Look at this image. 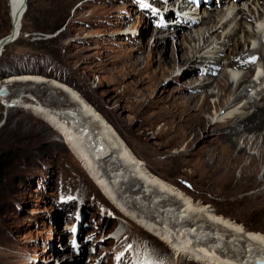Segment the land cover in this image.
<instances>
[{"label":"rangeland","instance_id":"1","mask_svg":"<svg viewBox=\"0 0 264 264\" xmlns=\"http://www.w3.org/2000/svg\"><path fill=\"white\" fill-rule=\"evenodd\" d=\"M210 1L203 3L201 12L192 4L180 5V10L175 6L179 14H168L164 25L158 26L157 19L144 18L145 11L136 12L133 18L121 11L131 3L138 10L141 4L147 5L148 12L156 9V4L149 0H30L29 16L23 19L24 35L8 44L0 57V81L9 75L39 73L72 85L109 120L151 170L188 191L196 201L213 205L218 212L244 223L248 229L264 231V197L251 207L239 202L242 196L260 191L264 184H255L246 178L241 193L227 192L235 184L234 179L225 190L227 193L221 195L219 188L213 187L202 171L192 165L201 157L209 158V150L218 149L216 135L205 139L206 133L203 132L201 139L180 156L178 154L186 143H169L167 137H156L162 122L154 126L144 125L156 115V109L147 108L151 100L154 99V104L160 107L167 106L175 96L208 82L205 79L209 72L202 69L205 64L209 67L214 60L221 62L213 76L218 77L224 69L231 73L228 62L234 54L228 36L234 31L239 32L234 42L251 39L244 47L245 58L263 49L262 57L252 62V68L259 69V79L253 77L249 80V96L240 104L248 101V97L260 99L256 95L264 88V82L259 84L264 79V6L252 3L253 0H239V3L238 0ZM231 1L233 3H229ZM240 7L252 17L243 28H240L241 14L236 15ZM206 8L226 13L219 22L220 26L230 22L219 35H213L208 44L203 36H209L211 32L207 27L210 26L203 24L196 32L193 29L196 40L189 47H204L200 55H204L206 62L177 66L168 74L158 72L159 79L152 80L156 64L146 69L151 49L165 51L174 47L177 51L182 45L180 37L175 36L177 28L185 24L181 31L188 33L192 24L187 21L200 20L207 15ZM181 18H187L186 22ZM160 27L171 35L162 44L155 45V37L150 41L147 38L154 28L158 31ZM11 29L9 1L0 0V38ZM199 37L201 39L197 40ZM141 45L145 46L137 49ZM176 56L178 58V52ZM136 58L139 63L135 68ZM237 72V78L229 77V85L234 91L239 88L247 69ZM190 77L197 81L192 82ZM144 80L146 82L142 84ZM209 80L210 83L205 85L209 92V108L202 112L208 129L209 121L224 120L227 115L236 114V109L239 113L243 105L233 104L229 108L231 111L219 108L217 112L223 91L213 77ZM24 87L12 86V97L22 92L26 99L28 95H38L45 100L48 95L44 86L38 89H29V86L27 91L22 90ZM40 88L41 93H38ZM134 90L146 93L143 101L132 94ZM157 94L164 99L158 101ZM234 98L231 97L230 102ZM259 140L262 142V138ZM7 147L16 150L17 159L9 170L7 195L0 201L6 207L0 216V264H143L145 251L157 250L165 257L163 264H204L188 255L177 257L171 244L117 210L103 196L80 159L66 147L60 133L45 119L24 107L7 108L0 100V151ZM247 152L252 156L259 154L258 149L247 148ZM181 160H189L190 164ZM261 168L264 169V162ZM239 173L236 170V177ZM262 176L263 171L256 179Z\"/></svg>","mask_w":264,"mask_h":264},{"label":"bare ground","instance_id":"2","mask_svg":"<svg viewBox=\"0 0 264 264\" xmlns=\"http://www.w3.org/2000/svg\"><path fill=\"white\" fill-rule=\"evenodd\" d=\"M8 1L11 11L13 10L10 32L12 33L16 24L15 17L17 12L22 9L25 0ZM157 1L161 6L163 4L169 5L168 10L153 9L148 12V9H145L147 8L146 4H141L142 6L138 10L131 3L130 6H125L121 11L132 18L136 12L145 11L144 18L147 16L148 20L157 19L159 22L162 21L161 26H163L164 21L171 14H179L175 10L177 0ZM220 1L221 3L225 2V0ZM26 2L29 8V0ZM252 3H260L261 6H264V0H253ZM182 5L185 7L186 3L182 2ZM162 9H165L164 6ZM206 9L207 15H203L200 20L187 21L192 24V28L188 33L181 31L185 24H180L179 27L176 25L178 28L175 36L180 37V43H182L178 46L177 51L174 47H168L165 51L155 47L151 49L146 69H150L151 65L156 64L153 69L154 75L151 76L152 80L159 79L158 72L168 74L177 66L182 67L187 64L194 65L196 62H206L204 55H200L204 51V47H189V44L196 40V37L192 35L193 29L196 32V30L198 31L203 27V24L210 26L207 27V30L211 32L209 36L207 38H205V35L203 36L205 44H208L207 42L210 41L213 35H219L222 28L224 29L230 25V22L219 25L226 14L222 13V10ZM239 14H241L240 28H243L251 15L245 11L244 7L238 9L236 15ZM218 16H221V19L218 20ZM262 16L263 14L260 16V20ZM186 19L181 18L182 22H186ZM20 26L21 32L15 41L24 35L23 19L21 24L17 22L18 29ZM142 26L144 25L142 24ZM152 31L147 39L150 41L155 37V45L162 44L171 35L170 32L166 34L167 32L163 30V27H160L158 31L154 28ZM238 34V31H234L228 36V41L231 40L232 42L231 51L234 54L233 59L228 62V67L232 68L231 73L224 69L218 77L213 76L221 62L214 60L209 67L208 64H205L202 69L209 72V77L205 79L208 82L195 86L193 91L175 96L167 106L160 107L154 104V99L151 100L147 108L150 110L156 109V115L150 122L144 124L154 126L157 122H162L163 126L156 135L157 138L167 137L169 143H186L185 148L178 154L180 156L188 152L192 143L201 139L203 132L206 133L205 139L216 135L218 149L216 151L215 149L209 150L207 152L209 158L201 157L192 165L202 171L203 177L213 187L219 188L221 195L226 192L225 190L234 179H236L235 184L227 192L241 193L244 189L242 182L246 178L253 180L255 184H264V169L261 168V164L264 162V88L256 95L260 96V99L259 97L252 99L248 97V101L242 103L243 105L240 104L244 97L249 96V80L253 77H259V69L258 71L254 67L253 69L252 62L262 57L261 51L263 49L256 50L252 56L245 58L244 47L246 42L251 41V39L245 42L237 39L234 42L233 40ZM200 39L201 37L197 40ZM12 42L9 41L4 45L0 50V57L4 53L5 47ZM144 46L141 45L137 49ZM176 52H178V58ZM138 63L139 59L136 58L133 67L136 68ZM244 68L247 69V72L241 79L239 88L234 91L229 85V77H236L237 71ZM189 71L186 72V75ZM210 77L214 78V81L223 91L217 112L219 108L228 110L233 104L242 105V111L238 113V109L234 110L233 108L236 114L227 115L224 120L209 121L210 128L208 129L207 120L202 112L209 108V92L206 90L205 85L210 83ZM190 80L192 82L197 81L195 77H190ZM145 82L144 80L141 83ZM263 82L264 79H261L259 84ZM4 83L8 85L10 95L8 102L3 104L7 108L24 107L45 119L60 133L66 147L80 159L86 172L94 180L103 196L117 210L132 218L140 227L154 233L165 243L171 244L170 247L178 254L177 257L188 255L204 264H257V260L261 264L264 263V231L248 229L244 223L218 212L213 205L196 201L188 191L151 170L147 162L136 154L109 120L75 87L39 73L9 75L0 81V86ZM16 84L25 85L22 90H26L29 86V89H38L39 86H44V88H47L48 95L45 100L32 94L30 95L33 97L28 95V99H26V95L22 92L12 97V86ZM254 87H257V85ZM38 93H41V88ZM132 94L142 101L146 96L143 90H134ZM231 97H235L232 102H230ZM156 98L159 99L158 101L164 99L160 94H157ZM52 103H58V105L53 106ZM229 110L231 111V109ZM260 138H262V142H260ZM55 145L58 146L59 144ZM247 148L258 149V156L250 155ZM188 161L181 160L185 164L190 162ZM170 163L173 162L170 161ZM236 170L240 172L238 177H236ZM261 171H263V176L257 180L256 178ZM261 197H264V187L258 192L242 196L239 202L240 204L244 203V206L251 207ZM143 258V264H163L165 262V257L159 253V250L145 251Z\"/></svg>","mask_w":264,"mask_h":264},{"label":"trees","instance_id":"3","mask_svg":"<svg viewBox=\"0 0 264 264\" xmlns=\"http://www.w3.org/2000/svg\"><path fill=\"white\" fill-rule=\"evenodd\" d=\"M30 9H31V3L29 0V8L27 10L25 18L26 17L28 18ZM24 27L25 25H23V32H25ZM16 159H17V153L16 150L13 149L12 147H7L0 151V201L5 195H7V192L9 190L7 187V180H8L7 178H8L9 170L12 168ZM5 208H6L5 205L1 202L0 216H2L5 213Z\"/></svg>","mask_w":264,"mask_h":264},{"label":"water","instance_id":"4","mask_svg":"<svg viewBox=\"0 0 264 264\" xmlns=\"http://www.w3.org/2000/svg\"><path fill=\"white\" fill-rule=\"evenodd\" d=\"M26 1L27 0H25V3L23 5L22 9L19 12H17V16L15 17L16 18V24H15L13 32L8 34V35L3 36L2 38H0V50L4 47V45L6 43H8L9 41L14 42L17 39V37L19 36V34L21 32V30H20L21 26L18 29L17 28V22H19L21 24V20L25 18V15H26L27 10H28V4ZM11 13H13V10L11 11ZM9 95H10V90L8 88V85L5 83L2 84L0 86V100L2 101V103L6 104L8 102ZM256 263L261 264V262L259 260H257ZM262 264H264V263H262Z\"/></svg>","mask_w":264,"mask_h":264}]
</instances>
